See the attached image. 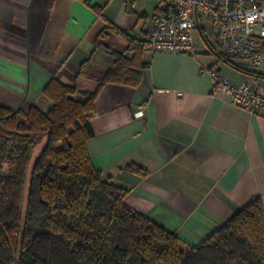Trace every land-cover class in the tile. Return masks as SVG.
<instances>
[{"label": "crops", "instance_id": "0c3cea01", "mask_svg": "<svg viewBox=\"0 0 264 264\" xmlns=\"http://www.w3.org/2000/svg\"><path fill=\"white\" fill-rule=\"evenodd\" d=\"M92 5L0 0L1 105L48 106L43 91L53 78L96 91L99 82L90 74L114 67L113 51L133 54L111 25L146 38L161 1L135 0L133 12L128 0ZM202 41L196 55L145 50L139 85H104L88 142L96 167L129 190L128 205L188 245L208 238L254 198L264 204V116L234 105L203 66L217 67L234 84L258 78L264 89V77L231 65ZM140 109L144 115L137 117ZM131 165L148 172L140 175Z\"/></svg>", "mask_w": 264, "mask_h": 264}, {"label": "trees", "instance_id": "16d2710c", "mask_svg": "<svg viewBox=\"0 0 264 264\" xmlns=\"http://www.w3.org/2000/svg\"><path fill=\"white\" fill-rule=\"evenodd\" d=\"M134 1L128 0L132 12ZM111 30L127 39L133 54L113 51L114 67L90 74L99 82L96 91L53 78L43 91L48 106L33 104L26 111L0 104V264H264L260 197L205 240L188 245L128 205L129 190L96 167L88 142L101 88L108 83L137 86L148 66L147 37L115 25ZM129 169L148 172L137 165Z\"/></svg>", "mask_w": 264, "mask_h": 264}, {"label": "built area", "instance_id": "2783aa9c", "mask_svg": "<svg viewBox=\"0 0 264 264\" xmlns=\"http://www.w3.org/2000/svg\"><path fill=\"white\" fill-rule=\"evenodd\" d=\"M147 33V52H199L198 38L218 55L264 68V0H160ZM215 89L232 103L264 116V89L258 78L234 84L213 65H204ZM144 115V109L136 112Z\"/></svg>", "mask_w": 264, "mask_h": 264}, {"label": "rangeland", "instance_id": "374dc122", "mask_svg": "<svg viewBox=\"0 0 264 264\" xmlns=\"http://www.w3.org/2000/svg\"><path fill=\"white\" fill-rule=\"evenodd\" d=\"M202 42H203L202 44H204V46H208L209 47V45L207 44V42L205 40H203ZM233 60L236 61V62H239V63H245V64H247L248 66H251V67L253 66L252 64L248 63L247 61L246 62L242 61L240 58H233ZM230 67L231 66H229L227 63L224 64V68L227 71H230V69L232 70V68H230ZM253 67H255V66H253ZM259 69L263 70V72H264V68L261 67ZM38 152H39V150L37 149L36 152L34 153V158L38 154Z\"/></svg>", "mask_w": 264, "mask_h": 264}]
</instances>
